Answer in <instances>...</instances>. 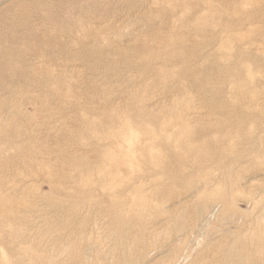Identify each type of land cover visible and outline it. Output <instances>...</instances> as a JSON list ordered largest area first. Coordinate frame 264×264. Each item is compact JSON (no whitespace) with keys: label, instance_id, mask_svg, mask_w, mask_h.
<instances>
[{"label":"rangeland","instance_id":"1","mask_svg":"<svg viewBox=\"0 0 264 264\" xmlns=\"http://www.w3.org/2000/svg\"><path fill=\"white\" fill-rule=\"evenodd\" d=\"M239 263L264 0H0V264Z\"/></svg>","mask_w":264,"mask_h":264},{"label":"bare ground","instance_id":"2","mask_svg":"<svg viewBox=\"0 0 264 264\" xmlns=\"http://www.w3.org/2000/svg\"><path fill=\"white\" fill-rule=\"evenodd\" d=\"M21 23V22H20ZM16 25V24H15ZM11 36L13 35V34H10ZM3 39V38H2ZM140 214V213H139ZM140 216V215H139ZM131 220V219H130ZM144 224V223H143ZM122 226V225H121ZM149 231V230H148ZM227 258V257H226ZM242 262V261H241ZM240 264V263H239Z\"/></svg>","mask_w":264,"mask_h":264}]
</instances>
